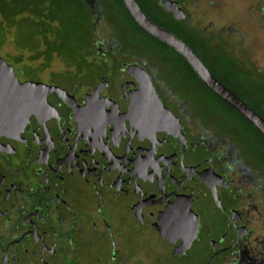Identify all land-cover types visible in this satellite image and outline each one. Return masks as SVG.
<instances>
[{
	"label": "flooded vegetation",
	"instance_id": "obj_1",
	"mask_svg": "<svg viewBox=\"0 0 264 264\" xmlns=\"http://www.w3.org/2000/svg\"><path fill=\"white\" fill-rule=\"evenodd\" d=\"M94 1L86 0L92 11ZM137 1L264 118L194 46L187 30L197 19L180 0H171L186 13L180 19L166 9L168 0ZM93 15L96 30L102 17ZM214 25L198 26V35ZM229 29L240 40L239 29ZM105 34L92 39L83 69L19 80L58 89L40 96L20 130L0 136V264H141L137 244L154 238L171 257L203 241V264H264V172L244 155L246 139L220 126L221 115L205 113L199 98L190 100L184 80L171 84L146 55L116 41L112 30ZM152 39L174 52L199 91L264 140L179 53ZM207 202L223 219L219 231L204 221Z\"/></svg>",
	"mask_w": 264,
	"mask_h": 264
},
{
	"label": "rangeland",
	"instance_id": "obj_2",
	"mask_svg": "<svg viewBox=\"0 0 264 264\" xmlns=\"http://www.w3.org/2000/svg\"><path fill=\"white\" fill-rule=\"evenodd\" d=\"M180 1L197 19V26L187 30L194 46L264 114V0ZM93 10L86 0H0V56L13 67L18 80L28 76L50 80L51 72L69 69L71 61L81 66L80 69L84 68L82 61L91 53L90 40L104 37L105 31L112 30L116 41L146 55L162 78L173 85L184 80L189 87L190 100L196 102L199 98L204 102V111L211 117L210 112L221 115L220 126L236 128L237 135L246 139L244 155L253 159V165L264 172V140L261 136L206 91H199L191 73H183L180 63L172 56L174 52L142 33L120 0H95ZM97 11L102 22L95 30L93 12ZM42 14L52 19L40 20ZM209 22H214L215 29L205 37L199 36L198 26L205 28ZM231 26L239 29L240 40L232 36ZM216 28L226 35L218 34ZM38 55H45L50 64H45V56ZM202 209L204 221L216 224V231H219L223 225L222 217L208 202ZM137 248L141 264H203L207 255L203 241L183 257H171L168 248L157 238L140 239Z\"/></svg>",
	"mask_w": 264,
	"mask_h": 264
},
{
	"label": "water",
	"instance_id": "obj_3",
	"mask_svg": "<svg viewBox=\"0 0 264 264\" xmlns=\"http://www.w3.org/2000/svg\"><path fill=\"white\" fill-rule=\"evenodd\" d=\"M135 22L149 35L179 53L203 83L218 97L244 116L263 136L264 118L238 95L220 82L200 57L181 38L153 22L137 0H122ZM177 18H186L175 1L165 2ZM58 88L41 82L21 83L11 65L0 56V136L20 130L41 104L40 96Z\"/></svg>",
	"mask_w": 264,
	"mask_h": 264
},
{
	"label": "trees",
	"instance_id": "obj_4",
	"mask_svg": "<svg viewBox=\"0 0 264 264\" xmlns=\"http://www.w3.org/2000/svg\"><path fill=\"white\" fill-rule=\"evenodd\" d=\"M5 1H8V0H5ZM121 1V0H120ZM146 2L148 1V0H145ZM150 2V1H149ZM121 3H122V6H123V8L125 9V11H126V13L128 14V16H129V18L131 19V21L138 27V29L142 32V33H144L145 35H147V36H149L146 32H144L138 25H137V23H135V21L133 20V18L129 15V13H128V11H127V9L125 8V5L123 4V2L121 1ZM89 6V5H88ZM155 5H154V2L152 3H149V7L152 9V10H155L154 8H156V7H154ZM1 15H3V13L1 14ZM5 15V14H4ZM52 19V18H50L49 17V15H47V17H45V14H42V18H40V20L41 19ZM55 21V20H54ZM54 21H51L52 23H54ZM149 37H151V36H149ZM152 38V37H151ZM89 50L91 51V53L93 52L92 51V40H90V45H89ZM43 56H45V55H38V57H42L43 58ZM37 57V58H38ZM47 57L45 56V59H44V62H45V64L46 65H48V64H50V62H48V60L46 59ZM47 60V61H46ZM82 63L84 64L85 62L84 61H82ZM24 66V65H23ZM70 68L71 67H73L74 68V66L75 67H77V68H80V67H78V65L75 63V62H73V61H71L70 62V64L68 65ZM23 68V67H22Z\"/></svg>",
	"mask_w": 264,
	"mask_h": 264
}]
</instances>
